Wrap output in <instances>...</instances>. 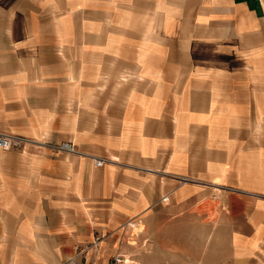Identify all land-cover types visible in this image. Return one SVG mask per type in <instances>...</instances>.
<instances>
[{
	"label": "crops",
	"instance_id": "crops-1",
	"mask_svg": "<svg viewBox=\"0 0 264 264\" xmlns=\"http://www.w3.org/2000/svg\"><path fill=\"white\" fill-rule=\"evenodd\" d=\"M0 133V264H264V0H0Z\"/></svg>",
	"mask_w": 264,
	"mask_h": 264
},
{
	"label": "built area",
	"instance_id": "built-area-1",
	"mask_svg": "<svg viewBox=\"0 0 264 264\" xmlns=\"http://www.w3.org/2000/svg\"><path fill=\"white\" fill-rule=\"evenodd\" d=\"M26 142L27 140L20 136L0 133L1 150L20 149ZM54 148L58 151L69 154L78 153L71 142H62ZM91 160L93 166L96 168L102 167L106 162L104 158L91 157ZM167 200L168 198L166 196L161 199L163 202H166ZM102 239V236L96 235L89 243L75 245L72 256L62 264H99L91 259V253L96 252L99 249V244ZM134 258V255L129 253H117L107 262L100 264H140Z\"/></svg>",
	"mask_w": 264,
	"mask_h": 264
},
{
	"label": "rangeland",
	"instance_id": "rangeland-1",
	"mask_svg": "<svg viewBox=\"0 0 264 264\" xmlns=\"http://www.w3.org/2000/svg\"><path fill=\"white\" fill-rule=\"evenodd\" d=\"M131 233H132L131 234V239H129V240H130V242H132V244H131V248L132 249H131V252H129V253H132L134 255V257H135L134 259L137 262H139L138 257H139V250H140L139 249L140 248V242H139L140 231L138 229L132 227ZM181 249H183V248H181ZM184 249H186V248H184Z\"/></svg>",
	"mask_w": 264,
	"mask_h": 264
}]
</instances>
